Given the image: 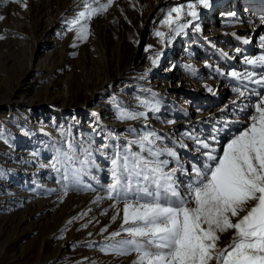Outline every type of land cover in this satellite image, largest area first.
Wrapping results in <instances>:
<instances>
[{
    "label": "rangeland",
    "instance_id": "1",
    "mask_svg": "<svg viewBox=\"0 0 264 264\" xmlns=\"http://www.w3.org/2000/svg\"><path fill=\"white\" fill-rule=\"evenodd\" d=\"M261 1L209 0L208 8L198 5L199 19L185 15L181 23L188 21L189 26L167 44L155 33L162 31L167 39L169 30L163 20L171 8L188 0H113L106 12L89 21L86 40L78 39L71 27L85 0L63 4L61 0H0V55L13 51V45L21 47L22 58L29 60L51 52L50 68L54 73L62 68L53 77L59 87L51 88L50 79L31 87L25 98L15 92L16 65L10 63L8 73L0 75L4 95L0 100V264H133L135 254L115 256L101 250L110 243V234L120 229L123 208L121 204L120 216L113 222L117 211L113 201L94 202L101 185L110 182V164L101 153L111 155L117 144L123 147L151 131L161 137L159 147L177 151L189 172L193 165H202L205 157L190 136L211 144L216 134L223 145L245 122L246 113H234L236 82L227 73L247 68L245 56L264 54ZM63 11L67 13L61 20ZM38 17H44V22L52 18L54 26L42 30V44L33 55L29 37ZM10 20L15 28L10 42L4 43L8 34L4 27ZM46 35L52 42L48 44H54L51 48ZM63 78H73V90H79L68 106L54 101L65 89ZM34 80L30 77L27 82ZM43 87H50L53 94L38 99L30 112L14 114L18 105L7 101L33 102ZM141 101L157 105L158 111H148ZM118 108L146 112L147 119L122 122ZM226 122L232 123L225 127ZM69 142L77 153L91 147L96 166L82 179L98 191L76 185L66 189L61 174L53 169L57 149L66 150ZM104 144L109 147L102 148ZM133 151L139 149L133 145ZM177 176L187 182L188 177ZM232 235L231 231L221 234L219 247L227 246Z\"/></svg>",
    "mask_w": 264,
    "mask_h": 264
},
{
    "label": "snow or ice",
    "instance_id": "2",
    "mask_svg": "<svg viewBox=\"0 0 264 264\" xmlns=\"http://www.w3.org/2000/svg\"><path fill=\"white\" fill-rule=\"evenodd\" d=\"M112 3L85 0L83 10L71 22L78 39L88 38L89 21L106 12ZM198 5L208 8L209 0H188L168 11L163 20L169 30L167 39L164 32L155 33L161 43L171 44L189 26L188 21L181 23L185 15L199 19ZM260 41L264 47V36ZM244 63L247 68L234 69L227 76L236 82L234 113H246L245 122L223 145L216 134L210 144L185 133L205 157L203 164L193 165L191 172L184 168L174 148L157 145L161 137L151 131L123 147L117 144L111 155L101 153L110 164V182L101 185V194L94 202L113 201L112 207L117 210L113 222L123 205L120 229L110 234V243L101 249L106 254H135L133 264H264V54L245 56ZM216 71L224 75L219 68ZM141 105L148 111H158L155 104L141 101ZM142 117L147 119L146 112L118 108L117 118L122 122ZM230 123L226 122L225 127ZM133 145L139 151H133ZM170 164L175 166L170 168ZM93 166L91 147H82L77 153L71 142L66 150L57 149L52 164L66 182V189L76 185L96 192L82 179ZM177 173L188 177L187 182L181 181ZM229 231L233 234L231 242L219 247L221 234Z\"/></svg>",
    "mask_w": 264,
    "mask_h": 264
},
{
    "label": "bare ground",
    "instance_id": "3",
    "mask_svg": "<svg viewBox=\"0 0 264 264\" xmlns=\"http://www.w3.org/2000/svg\"><path fill=\"white\" fill-rule=\"evenodd\" d=\"M63 2H64V0H61L62 4H63ZM260 3H262V5H264V1H261ZM64 6L62 7L61 10H63ZM66 13H67V11H63L62 12L61 20L65 19ZM55 18H57V17H55ZM51 20H53V19L49 18V21L44 22V17H38V18L35 19L34 27H33L32 33H31V35L29 37V39H30L29 43L31 45L29 51L33 55L38 54V47L40 46V44H42V43H40V40H42L41 39L42 38V35H41L42 34V30H48L49 31L51 28H53L54 20L53 21H51ZM4 28L6 29V31L8 33L6 38H5V40H4V43L5 42L8 43V42H10V38H11V35H12V33L10 31H12V29L15 28V23L12 20H10L9 22H7V24L5 25ZM4 28H3V30H4ZM49 37H50L49 35H46L45 38H44V40L47 42V44L51 42L48 39ZM53 45L52 44H48L49 48L53 47ZM20 48L19 47H14V45H13L12 48H11V50H13V51H11L8 54L2 53L0 55V75H1V72H3V71L5 72L6 70H7L6 72L8 73V68H9L8 65L10 63H13V65H16V67L14 68L15 73L17 75V85H16L15 92L18 93V94H22V97L25 98L26 96L29 95V91H30L31 87H34V85L39 84L41 82H45V81L50 80V79L52 80V81H50L51 84H52V85L50 84L51 88L59 87V85H60L59 81L54 80L53 77L57 76L58 72L62 68L61 67H57L56 73H54L53 69L50 68V66L52 65V61H50V60L54 56L53 53L49 52L48 54H44L43 56H41L39 58V60H35V59L29 60L28 59L29 57L28 58H22V56H21L22 52L20 51ZM12 55L14 57H11ZM36 66L38 67L37 71L35 70ZM30 77L35 78V80H34V82L32 84L27 82V80ZM62 81H63V84H65V89H64L65 92L63 90H62V92H59V95H58L59 98L54 99V101L55 102L63 101V103L66 106H68L71 103H73V101L77 98L79 90L78 91H74L73 90V82H74L73 78H63ZM25 85H26V87L28 86L29 88L27 87L28 89H26ZM42 89H43V91H42V93L40 95L33 96V100H32L33 102H24L22 100L19 101V102H15V101L9 102V101H7L8 104L11 103L10 106L18 105V107L15 108L16 111H15L14 114L17 115L18 113H21V112H24V111L30 112V109L33 108L36 105V102L38 101V99L40 100V98L48 97V96L53 94V92L51 91L50 87H48V88L43 87ZM0 93H1L0 94V100H2L4 98V95H2L3 93L1 91H0Z\"/></svg>",
    "mask_w": 264,
    "mask_h": 264
}]
</instances>
